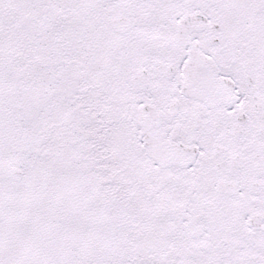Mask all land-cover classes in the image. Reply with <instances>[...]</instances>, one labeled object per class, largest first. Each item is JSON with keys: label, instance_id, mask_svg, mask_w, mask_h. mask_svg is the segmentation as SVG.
Masks as SVG:
<instances>
[{"label": "snow or ice", "instance_id": "obj_1", "mask_svg": "<svg viewBox=\"0 0 264 264\" xmlns=\"http://www.w3.org/2000/svg\"><path fill=\"white\" fill-rule=\"evenodd\" d=\"M0 264H264V0H0Z\"/></svg>", "mask_w": 264, "mask_h": 264}]
</instances>
